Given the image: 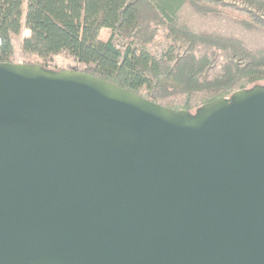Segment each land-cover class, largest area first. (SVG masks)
I'll use <instances>...</instances> for the list:
<instances>
[{
  "label": "water",
  "instance_id": "water-1",
  "mask_svg": "<svg viewBox=\"0 0 264 264\" xmlns=\"http://www.w3.org/2000/svg\"><path fill=\"white\" fill-rule=\"evenodd\" d=\"M0 264H264V86L191 114L0 62Z\"/></svg>",
  "mask_w": 264,
  "mask_h": 264
},
{
  "label": "trees",
  "instance_id": "trees-1",
  "mask_svg": "<svg viewBox=\"0 0 264 264\" xmlns=\"http://www.w3.org/2000/svg\"><path fill=\"white\" fill-rule=\"evenodd\" d=\"M188 1L0 0V62H11L15 50L13 38L27 30L29 34L21 38L18 51L19 57L27 58L23 63L40 64L44 69L58 71L64 68H50L46 62L53 55L66 53L84 66L68 69L95 75L156 103L165 97L161 95L163 92L173 91V102L159 104L191 114L217 98H229L234 92L255 85L264 86V50H252L240 42L241 45L235 48L246 56L247 68L226 73L222 80L197 86L167 81L170 71L163 69L164 62L134 39L121 46L114 43V35L122 39L134 38L131 32L141 26L138 4L145 2L165 21L172 39L188 41L191 48L198 43H210L228 50L217 36L193 34L185 32L183 27L178 28L177 14ZM248 1L264 8V0ZM214 8L238 18V23L247 28L264 27V22L258 18L253 20L236 14L232 8L217 5ZM102 29L112 32L106 40L100 37ZM183 58L180 57L176 64Z\"/></svg>",
  "mask_w": 264,
  "mask_h": 264
},
{
  "label": "rangeland",
  "instance_id": "rangeland-1",
  "mask_svg": "<svg viewBox=\"0 0 264 264\" xmlns=\"http://www.w3.org/2000/svg\"><path fill=\"white\" fill-rule=\"evenodd\" d=\"M214 5L232 8L236 14H243L253 20L258 18L264 22V8H258L255 3H250L248 0H189L177 14L178 28L183 27L185 32L190 31L193 34L217 36L220 44L228 47V50L210 43H198L191 48L188 41L169 37L165 21L155 13L152 6L140 2L138 8L141 26L131 32L134 38L122 39L114 35L113 41L117 46H121L134 39V42L145 46L164 62L163 69L170 71L167 74L169 82L197 86L222 80L226 73L229 75L236 70L247 68L246 56L241 55V51L235 48L236 46L242 44L252 50H264V27L247 28L239 24L238 18L233 15L217 11ZM25 33L23 30L20 35L13 38L15 47L11 57L13 63H23L27 60L18 56L19 43ZM111 33L109 29H102L100 37L106 40ZM180 57H184V60L176 64ZM171 58V61L167 60ZM46 64L56 69L84 68L66 53L53 55ZM167 93L169 94L164 92L161 94L165 97L158 99L159 103L166 104L175 100L173 91Z\"/></svg>",
  "mask_w": 264,
  "mask_h": 264
},
{
  "label": "crops",
  "instance_id": "crops-1",
  "mask_svg": "<svg viewBox=\"0 0 264 264\" xmlns=\"http://www.w3.org/2000/svg\"><path fill=\"white\" fill-rule=\"evenodd\" d=\"M25 35L23 36V37H26V36H28V34H29V32L27 31V30H25Z\"/></svg>",
  "mask_w": 264,
  "mask_h": 264
}]
</instances>
